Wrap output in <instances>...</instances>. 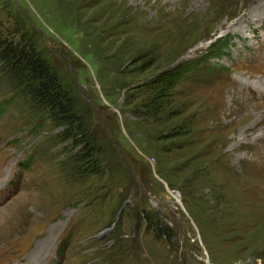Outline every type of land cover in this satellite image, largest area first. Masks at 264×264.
Wrapping results in <instances>:
<instances>
[{
  "label": "rangeland",
  "instance_id": "rangeland-1",
  "mask_svg": "<svg viewBox=\"0 0 264 264\" xmlns=\"http://www.w3.org/2000/svg\"><path fill=\"white\" fill-rule=\"evenodd\" d=\"M13 30L71 90L103 172L75 174L63 127L35 128L1 81L0 264H264V0H0ZM217 43L214 74L173 84L190 124L161 153L148 84Z\"/></svg>",
  "mask_w": 264,
  "mask_h": 264
},
{
  "label": "trees",
  "instance_id": "trees-1",
  "mask_svg": "<svg viewBox=\"0 0 264 264\" xmlns=\"http://www.w3.org/2000/svg\"><path fill=\"white\" fill-rule=\"evenodd\" d=\"M26 38L27 34L23 30L6 31L4 34L0 31V83L2 81L10 93L8 100L18 99L28 106L31 114L36 117L35 121L32 120L35 128H40L48 121L54 126L63 127L58 136L62 142L67 141L68 143L67 157L74 166L75 174L81 177L90 172L102 174L101 161L98 158L101 150L97 133L76 110L71 90L64 86L57 72L37 51L36 45L29 44ZM224 47L222 43H217L209 47L208 52L204 53L201 59L183 65L178 64L161 72L157 78L165 77V85L158 86L159 81L156 77L148 84L153 94L144 101L143 105L147 111L137 113L141 114V118L144 116L153 118L155 127L152 129L157 133L156 141L160 145L161 153L168 152L169 147L180 148L185 145L182 140L186 134L188 135L185 132L190 124L189 119H180L181 104L176 103L179 107L177 109L170 105L173 84L180 78H192L194 75L197 77L203 73L214 74L216 70L210 67L211 58L219 56ZM142 56L143 58L139 56L138 63L142 62L149 68L158 58L153 54L148 55L152 59L145 55ZM114 60L111 63L115 62ZM134 64H136L134 60L129 59L127 65L133 66ZM132 79L134 77L129 79L130 85H133ZM144 86L140 84L132 88L138 89ZM8 100H6L7 104ZM2 109V103H0V111ZM189 136L192 138L191 133ZM171 143L174 145L170 146ZM158 157L154 158L158 159ZM148 222L154 226L152 228L156 230L158 236L167 234L163 228H158V225L153 223L149 217Z\"/></svg>",
  "mask_w": 264,
  "mask_h": 264
},
{
  "label": "bare ground",
  "instance_id": "bare-ground-1",
  "mask_svg": "<svg viewBox=\"0 0 264 264\" xmlns=\"http://www.w3.org/2000/svg\"><path fill=\"white\" fill-rule=\"evenodd\" d=\"M263 5V4H262Z\"/></svg>",
  "mask_w": 264,
  "mask_h": 264
}]
</instances>
